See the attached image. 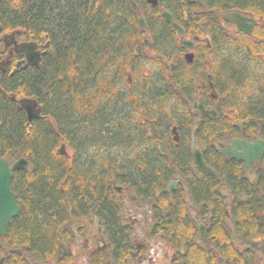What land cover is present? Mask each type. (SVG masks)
<instances>
[{"label":"trees","instance_id":"obj_1","mask_svg":"<svg viewBox=\"0 0 264 264\" xmlns=\"http://www.w3.org/2000/svg\"><path fill=\"white\" fill-rule=\"evenodd\" d=\"M134 1L142 8L148 24L151 39L144 42L129 0H0L3 30L16 31L27 40L42 41L45 37L51 43L40 69H22L13 76H4L0 83V155L9 161H29L26 170L13 171L11 188L22 211L7 235H0V252L4 251L2 243L34 254L54 246L57 249L62 235L70 231L68 219L77 215V210L84 215L83 211H90L100 201L106 202L109 191L117 203L116 185L137 186L138 194L145 199H153L154 187H159L160 201L165 205L162 216L177 208L186 213L184 204L177 208L169 205L173 200L183 203L185 193L181 189L171 198L166 195L172 169L159 155L157 144L158 138H173L167 133H171L174 124L186 126L181 144L186 145L184 157L190 153L195 116L185 106L200 97L212 100L208 75H212L218 95V100H212L214 104L210 105L217 108L218 114L199 120L195 138L199 144L206 141L205 162L216 175L199 173L187 158L174 155L171 163L182 169L189 197L197 203L200 216L212 208L213 228L220 224L219 180L225 173L234 190L238 168L230 163L218 143L232 137L254 139L257 134L264 138V61L254 80L246 78L242 68L251 62L245 47L258 50L259 46L241 32L233 36L222 33L219 17L206 13L195 16L193 12L184 22L187 36H199L202 41H198L200 51L194 63L189 64L176 33L161 16L165 3L171 1L173 12L178 0H162L158 6L146 0ZM204 1L208 8L221 13L239 8L255 17L256 12L264 11L261 0H249L241 7L236 0ZM184 2L181 19L185 9L201 8L199 1ZM218 33L224 38V47L218 41ZM208 34L212 36V50H208L204 39ZM143 48L163 56L166 62L155 59L159 70L144 75L136 90L132 86L127 94H120L117 87L123 82H117L112 75L121 74L114 71L117 62L122 68L125 60L130 65L134 49L145 64L149 55L143 53ZM3 50L0 42V58L6 54ZM233 53H241L239 61ZM209 55L211 59L206 61ZM203 60L210 67L207 76L200 74H205ZM122 72L125 80L126 69ZM22 98H34L42 108L41 116L30 124L19 102ZM170 98L174 100L169 104ZM136 105L142 108L134 110L132 106ZM138 111L145 115L135 118ZM139 140L149 141L150 146L144 151L139 149ZM65 143L72 155L59 151ZM239 187L247 189L243 183ZM251 193L252 190L247 199L238 201L236 211L242 215L238 220L261 218L262 193L257 192L255 197L254 192L255 198ZM210 202L214 203L212 207L207 204ZM113 219L114 236L118 238L115 214Z\"/></svg>","mask_w":264,"mask_h":264},{"label":"flooded vegetation","instance_id":"obj_2","mask_svg":"<svg viewBox=\"0 0 264 264\" xmlns=\"http://www.w3.org/2000/svg\"><path fill=\"white\" fill-rule=\"evenodd\" d=\"M191 1H199L201 4L200 9L193 10L195 15L206 13L209 16H217L221 19L222 29L220 28V30L222 33H224L226 28L224 23L230 27L232 26L234 35L237 33V26L227 20H222L221 12L208 8L204 0ZM261 1L264 2V0ZM160 2L162 0H159L158 5ZM164 11H166L165 7L161 13ZM248 16L253 18L251 15ZM139 30L140 32L143 31L141 39L144 42L145 30ZM11 33L0 27V42L2 43L3 51L6 52L0 58V62H6L5 64H0V67L3 68V71L0 69V83L4 76L8 74L13 76L11 73L15 65L26 59V54L17 47L18 45L27 42L37 45L36 50L40 52L41 57L39 65H28L22 68L30 72L42 67L47 49L51 45L45 37L42 41L34 38L27 40L25 36L19 37L18 33L11 37ZM22 33L24 32L22 31ZM184 38H187L186 34ZM132 39H136V36L132 35ZM204 39L207 42L208 50H212L211 34H208ZM188 40L193 42L194 48L192 50L185 48L184 58L190 51L196 57L200 51L198 41L201 38L193 36L192 39ZM143 53L155 56L159 61L166 62L163 56L153 54L145 48H143ZM133 55L134 58H132L130 65H127V60H125L126 66L124 67L127 72L125 80L122 66L116 67V70L113 69L121 72L119 75L117 73L112 74L117 78V82L119 80L123 82L117 87V91L120 94H127L132 86H141L142 78L140 76L144 72V62L140 60L139 52L134 49ZM208 78L213 79L212 75H208ZM134 90L136 89L133 88ZM200 100L204 101L208 110L210 107L216 108L210 104H214L213 101L216 102L218 97H212L213 101L206 100L203 97H200ZM192 114L195 116V121L191 128L190 153L188 152L184 157L183 149H185L186 145L181 144L182 134H184L186 126L174 124L171 128V133H169L171 137H175L177 134L178 140L173 142L171 140H160L157 144L159 155L168 161V166L172 169L171 177L166 186V192L169 194L166 195L171 198L173 194L181 189L185 193L183 203L173 200L169 202V205L171 208H177L178 205L184 204L187 209L186 213L178 208L171 211L172 209L170 208V215L162 216L165 205L160 201L159 187H154L155 194L153 199H145L138 194L137 186L116 185L115 188L122 187L121 191L115 189L118 198L117 203L113 202V194L109 191V198L106 202L100 201L98 206L95 204L93 208H90V211H83L84 215H80V211L77 210V215L68 219L71 222L70 231L62 235V243L57 249L54 246L52 250H46L42 254H34L33 252H24L17 247L9 248L2 243L1 246L5 252H0V264H198L199 259H201L200 264H264V153L260 159H254L250 166L245 161L225 155L227 159L232 161L230 163L235 164L238 168L237 175L234 176L236 187L232 191L228 182L229 178L225 173H222L218 188V192L222 197V200L218 202V220L220 224L213 228L214 211L211 210L212 208L210 210L207 209V215L204 217L200 216L197 203L189 197L182 169L171 163V158L174 155L178 159L180 157L181 159L187 158L191 160L189 163L194 165L197 170L193 156L192 139L193 136L195 137L199 120L208 116L202 115L198 110H193ZM134 116L135 118H140L142 115L136 113ZM235 139H242L252 143L264 140L260 134H257L254 139L232 137L225 139L222 143L232 146ZM196 146L201 150L205 161L206 141L199 144L196 140ZM154 148L156 149V147ZM240 151H242V148H240ZM224 164L226 165V162ZM242 183L247 185L246 190H242L239 187ZM251 190V195L255 192V197L257 192L262 193L263 207L261 208V218L238 220L242 218L240 217L242 215H239L236 211L237 206L239 207L238 201L247 199V193ZM115 204L116 208L114 210ZM207 204L208 206L211 205V207L214 205L213 202ZM237 209L239 210V208ZM114 214L118 224V231L120 232L118 238L114 236L112 223L114 222ZM181 214L184 216H181ZM194 223L196 227H194ZM201 227L204 228V235L201 234ZM116 239H120L121 242Z\"/></svg>","mask_w":264,"mask_h":264},{"label":"water","instance_id":"obj_3","mask_svg":"<svg viewBox=\"0 0 264 264\" xmlns=\"http://www.w3.org/2000/svg\"><path fill=\"white\" fill-rule=\"evenodd\" d=\"M152 6H157L159 0H147ZM131 6L133 9H138V5L130 0ZM164 16L167 21L173 25V27L181 34L184 35L185 31L182 28L178 27V24L173 22L172 16L168 12H164ZM227 21L235 24L238 30L248 34L251 33L253 27L257 25L255 19L250 18L246 15H243L238 12H229L221 16ZM140 25L142 29H146L145 19L143 17L139 18ZM15 33L11 34V37H14ZM181 45L187 49L192 50L194 44L192 41L181 40ZM19 49L26 54V59L18 62L14 68L12 74L17 73L20 69L25 68L26 66L39 65L40 63V52L36 50L37 45L35 43H21L18 45ZM187 61L191 63L194 60V53L189 52L185 55ZM4 63V62H3ZM174 67V65H172ZM210 78V87L212 89L211 95L213 98H217L214 95V85ZM20 105L27 114L28 124L33 120L39 118L42 113V108L35 99H22L20 100ZM194 110H198L202 115L208 117H216L217 111L207 110L203 100L194 103ZM197 127V125H195ZM176 132V129L174 128ZM175 139L178 140V135H175ZM218 146L223 151V153L231 158H238L242 161H245L248 166L253 162L254 159H260L264 153V140L257 142H249L242 139L233 140L232 146H227L224 143H219ZM242 148V151H240ZM192 149L193 156L197 166V170L201 173L215 175V171L209 167L202 156L201 150L196 146V140L193 136L192 139ZM62 154H67L64 151V145L59 149ZM29 166V161L25 158H20L14 162L8 161L6 158L0 155V235L6 236L8 232L9 225L12 223V220L17 217L21 211V207L17 202V195L13 192L11 188V181L13 177L14 170H26ZM117 191H121L122 187H117ZM171 189V188H170ZM201 234L204 235V228L201 227Z\"/></svg>","mask_w":264,"mask_h":264},{"label":"bare ground","instance_id":"obj_4","mask_svg":"<svg viewBox=\"0 0 264 264\" xmlns=\"http://www.w3.org/2000/svg\"><path fill=\"white\" fill-rule=\"evenodd\" d=\"M134 1V0H133ZM147 1V0H146ZM175 1V0H174ZM184 1H186V0H178V2H179V4H176V6H175V8L176 9H173V12H174V14H173V12H172V3H171V1H168V2H170V3H165L164 4V7H165V9H166V11H164V12H168L171 16H172V19H173V22H175V23H177L178 24V27L179 28H182V29H184V31H185V33H184V35L183 36H181V34L173 27V25L171 24V23H169L168 21H167V19H166V17L164 16V12L163 13H161L162 15V17H163V20L165 21V23H167L169 26H170V28L176 33V36H177V38H178V40H179V42L181 41V40H187V41H191V40H188V39H192V38H189L188 36H187V32H186V26H185V20H187V18L189 17V15H190V13H193V11L191 10H184L183 11V16H182V19H181V17H180V15H181V9H183L184 7H185V2ZM248 1L249 0H236V3H237V5H240V7L243 5V4H246V3H248ZM253 1H259V0H253ZM129 2H130V0H129ZM135 2V1H134ZM136 3V2H135ZM148 3V2H147ZM137 4V3H136ZM149 4V3H148ZM130 5H131V3H130ZM138 5V9H133L132 8V6H131V8L133 9V11H134V13H135V15H136V17H137V19H138V23H139V28H138V30L139 29H141V31L142 30H145V33H146V35H144V37H145V39H147V40H150L151 38H150V34H149V30H148V24H147V21H146V19L144 18V16H143V10H142V8L139 6V4H137ZM172 6V7H171ZM178 9V10H177ZM181 11V12H180ZM240 11V9L239 8H236L235 10H231V11H229V12H238V13H241V12H239ZM229 12H227V13H229ZM175 14H177V15H175ZM194 15H195V13H193ZM224 14H226V12H224V13H221V16L222 15H224ZM241 14H243V15H246V16H248V14L249 13H247V14H244V13H241ZM249 15H251V14H249ZM195 16H198V15H195ZM252 16V15H251ZM140 17H143L144 19H145V23H146V29H147V31H146V29H142L141 28V25H140V20H139V18ZM249 17V16H248ZM250 18H252V17H250ZM253 19H255L256 20V22H257V25H255L254 27H253V29H252V31H251V33H248V34H246L249 38H251V40H252V42H254V45H257L258 44V46L259 47H262V46H264V11L263 12H256V14H255V17H253ZM183 20V21H182ZM222 20H224L225 21V19L224 18H222ZM159 24H161V22L159 23ZM191 30V29H190ZM143 32V31H142ZM142 32H140V30H139V36L141 37V34H143ZM185 34H186V37L188 38H184V36H185ZM218 35L220 36V33H218ZM218 36V37H219ZM221 37V40H220V38H218V41H219V43L224 47V44H223V42H224V38L222 37V36H220ZM257 43V44H256ZM180 44H181V42H180ZM259 44H261V45H259ZM184 47V46H183ZM184 49H185V47H184ZM187 49V48H186ZM264 48H261L260 50H258V51H260V52H262V50H263ZM244 50V49H243ZM245 51H246V53L250 56V58H251V62L250 63H247L246 62V60L244 59V58H241V60L243 61V63H245L246 62V64L245 65H243L242 66V68L244 69V71H245V74H246V78H248V79H250V78H252V80H254V78L256 77V75L261 71V69L263 68V61H264V58H262V57H264V53H258L257 51H256V49L254 48V47H252V46H246L245 47ZM191 52V51H190ZM242 53V52H241ZM241 53H233L232 55L234 56V58H236L237 59V61H239V55L241 54ZM259 57L258 59H256V57ZM185 59H186V57H185ZM194 59H195V55H194ZM186 61H187V59H186ZM188 62V61H187ZM189 63V62H188ZM194 63V60L191 62V63H189V64H193ZM172 65H174V63H172L171 64V68H172ZM119 66H121L118 62H117V66L116 67H119ZM175 66V65H174ZM201 66L203 67L204 66V60H203V63L201 64ZM124 67V66H123ZM125 68V67H124ZM124 68H122V69H124ZM0 69L3 71V68H1L0 67ZM145 69V68H144ZM150 71H153V70H151V68H150V70L148 71V73L146 74V75H149L150 74ZM116 72V71H115ZM114 73V72H113ZM123 73V72H122ZM144 73V72H143ZM145 74V73H144ZM142 76H143V74H142ZM142 76H140V78H142V80H144V77H142ZM6 78H7V76H6ZM5 78V79H6ZM137 87L135 86V88L134 89H136ZM177 92V91H176ZM98 96H100L99 94H98ZM174 100V98H170L169 99V104L172 102ZM185 100L186 101H191L190 99H186L185 98ZM136 106H138V105H136ZM136 106H132V108L135 110V108H136V110H139V109H141L142 107H140V106H138V107H136ZM182 107V104L181 103H179V105H178V108L180 109ZM206 108V107H205ZM185 109L187 110V111H189V112H192L193 110H194V102H189V103H187V105L185 106ZM143 111H144V109H142ZM208 110H215V111H217V114H218V110L216 109V108H208ZM138 114H140V115H145V114H143V112L141 111V112H139L138 111ZM141 116V117H142ZM167 134H170V133H167ZM160 136V135H159ZM162 137V136H161ZM160 140H162L161 138H158V142L160 141ZM172 142L173 141H175L176 139H175V137H173V138H171L170 139ZM162 141H166V140H162ZM167 141H169V140H167ZM138 143V146H139V149H141V150H145L148 146H150V142L149 141H147V140H143V141H141V140H139V141H137ZM110 154H111V152H110Z\"/></svg>","mask_w":264,"mask_h":264},{"label":"rangeland","instance_id":"obj_5","mask_svg":"<svg viewBox=\"0 0 264 264\" xmlns=\"http://www.w3.org/2000/svg\"><path fill=\"white\" fill-rule=\"evenodd\" d=\"M224 26L226 27L225 28V30H224V33H226V34H228V32H230L229 34L230 35H234V32H233V29L230 27V26H228L227 24H225L224 23ZM12 34V33H11ZM10 34V35H11ZM9 35V36H10ZM225 35V34H224ZM230 45V44H229ZM231 46V45H230ZM253 47V46H252ZM2 48H3V46H2ZM262 47H259L258 48V50H260ZM258 50H256L258 53H263V52H260V51H258ZM259 57L257 56L256 57V59H258ZM262 58H264V57H262ZM155 59H156V57L155 56H149V59H146V61H145V64H144V68H145V66H146V68L148 67L149 69H144V73H148V71L150 70V68H151V70H153V71H155V70H159L158 68H159V66H160V64L159 63H157L156 61H155ZM211 59V56L209 55L207 58H206V61H208V60H210ZM205 60H204V66H203V70H202V72L204 73L205 72V74H202V73H200L201 75H203V76H207L208 75V73L210 72V67H209V65H208V62H206ZM143 73V77H144V75H146V74H144ZM64 151H67L68 152V154L69 155H72L73 154V152H72V150H71V148H70V146L67 144V143H65L64 144ZM92 153V152H91ZM4 252V251H3Z\"/></svg>","mask_w":264,"mask_h":264}]
</instances>
